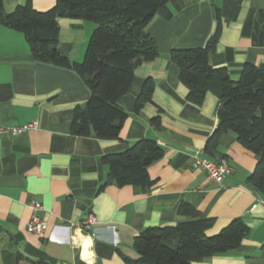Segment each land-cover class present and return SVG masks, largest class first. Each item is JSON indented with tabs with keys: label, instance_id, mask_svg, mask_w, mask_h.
Wrapping results in <instances>:
<instances>
[{
	"label": "crops",
	"instance_id": "obj_1",
	"mask_svg": "<svg viewBox=\"0 0 264 264\" xmlns=\"http://www.w3.org/2000/svg\"><path fill=\"white\" fill-rule=\"evenodd\" d=\"M24 2L3 0V10ZM31 3L44 11L55 0ZM57 22L58 52L80 62L95 24L66 17ZM145 31L158 56L135 69L129 89L118 98L127 113L119 137H83L70 133L74 108L84 106L90 95L82 80L69 69L34 61L24 35L0 23V125L34 123L18 133H0V264H16L18 256L51 264H126L124 257H138L133 240L144 228L186 219L176 214L182 201L213 218L206 235L236 217L248 227L237 248L190 264H264V195L245 182L258 158L228 132L218 152L232 173L221 184L192 166L217 125L219 101L207 92L200 105L189 102L170 57L172 49L203 46L216 33L213 67L225 68L232 79L246 63L264 69V0H169ZM146 77L155 83L153 102L135 112ZM157 114L155 130L149 120ZM140 138L153 139L163 149L147 167L151 188L109 184L100 189L107 177L101 156L122 152ZM32 201L41 206L43 236L26 230ZM89 214L97 222L84 231L79 225Z\"/></svg>",
	"mask_w": 264,
	"mask_h": 264
},
{
	"label": "trees",
	"instance_id": "obj_2",
	"mask_svg": "<svg viewBox=\"0 0 264 264\" xmlns=\"http://www.w3.org/2000/svg\"><path fill=\"white\" fill-rule=\"evenodd\" d=\"M169 0H55L44 11L36 10L31 0L4 12L0 0V23L21 32L36 62L69 69L79 76L89 90L84 106L73 110L70 133L75 136L91 134L102 138H118L127 113L118 98L129 89L135 69L158 56L154 39L145 31L155 12ZM75 18L95 24L80 62L70 61L57 50L58 18ZM217 25L219 9L215 8ZM217 43L216 33L203 46L176 48L171 60L179 68V80L187 87L186 98L200 105L207 92L218 101L217 125L207 137L203 154L218 161L221 136L231 132L236 141L257 156L254 169L245 182L264 195V69L244 64L240 75L232 79L225 68L213 67L210 56ZM154 80L146 77L134 101L139 112L152 103ZM160 110V108L158 109ZM150 126L158 130L159 114L150 118ZM163 156V149L150 138H140L125 150L101 156L107 167L103 189L109 184L117 187L139 185L148 190L153 180L147 167ZM176 214L186 219L174 226L144 228L133 240L136 259L124 257L126 264H190L214 254L237 248L248 232L242 218L231 219L213 235L205 231L213 224L212 217L201 213L187 202H180ZM51 264L42 260L17 257L16 264ZM76 264H82L77 261Z\"/></svg>",
	"mask_w": 264,
	"mask_h": 264
},
{
	"label": "built area",
	"instance_id": "obj_3",
	"mask_svg": "<svg viewBox=\"0 0 264 264\" xmlns=\"http://www.w3.org/2000/svg\"><path fill=\"white\" fill-rule=\"evenodd\" d=\"M34 127V123H28L22 126L5 127L0 125V133L10 131L12 133H18ZM192 166L196 169H201L206 172V174L214 180L216 183L221 184L224 178L232 173V168L228 164L225 158L218 161L209 159L204 154H196L193 157ZM32 211L30 219L26 225V230L31 233H35L39 236L44 235L46 222L40 218L38 211L41 206L37 201H32L29 204ZM96 218L94 215L89 214L80 222L79 227L84 231L89 230L96 224Z\"/></svg>",
	"mask_w": 264,
	"mask_h": 264
}]
</instances>
